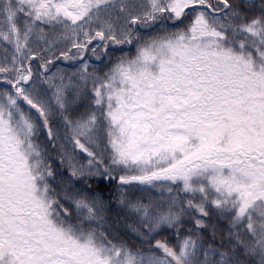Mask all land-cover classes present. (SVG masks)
<instances>
[{
  "label": "snow or ice",
  "instance_id": "snow-or-ice-1",
  "mask_svg": "<svg viewBox=\"0 0 264 264\" xmlns=\"http://www.w3.org/2000/svg\"><path fill=\"white\" fill-rule=\"evenodd\" d=\"M0 264H264V0H0Z\"/></svg>",
  "mask_w": 264,
  "mask_h": 264
}]
</instances>
